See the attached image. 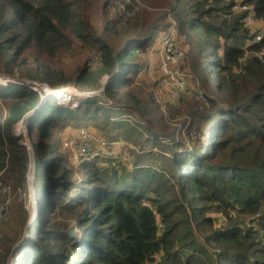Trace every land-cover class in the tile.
I'll use <instances>...</instances> for the list:
<instances>
[{
  "label": "trees",
  "instance_id": "1",
  "mask_svg": "<svg viewBox=\"0 0 264 264\" xmlns=\"http://www.w3.org/2000/svg\"><path fill=\"white\" fill-rule=\"evenodd\" d=\"M168 2L179 33L196 52L191 57L192 67L193 63L198 67L196 86L189 84V89L214 94L203 103L210 113L195 114L172 145H165L152 125V116L161 107L157 102L151 109L153 100L147 102L148 108L127 95L151 125L139 130L123 118L112 123L114 109L101 105L98 95L73 109L59 105L55 96L42 102L24 85H0V99L7 106L6 117L0 115V147L8 141L18 150L9 156L0 149V179L10 173L25 182L34 158V189L43 209L26 238L17 241L25 243L13 253V258L20 256L16 264H264V63L258 57L264 50V29L251 33L247 25L250 16L264 22V0ZM74 18L62 0H0V65L11 68L7 72L11 74L12 65L33 44L56 43L58 50L64 41L71 45L74 39L85 38ZM153 32L132 40L118 53L100 39L92 40L99 43L101 56L93 68L81 71L76 87L84 92L103 88L105 97L112 99L114 90L130 87L133 77L144 70L134 54L151 46ZM260 34L261 42L252 45ZM208 63L218 90L205 68ZM43 74L49 76V70ZM105 76L110 83L101 87ZM35 111L27 122L30 132L40 125L41 137L28 151L10 129ZM102 117L114 131L112 139H135L132 167L112 153L74 168L59 153L58 142L52 141L51 132L69 124L77 131L90 124L102 128ZM145 146L154 150L145 153ZM145 201L155 210L144 207ZM212 210L223 213L228 222L217 226L216 219L208 216ZM56 213H63L68 223L60 224ZM182 213L184 221L175 222ZM192 226L210 250L198 241ZM9 254L0 252V264L8 263Z\"/></svg>",
  "mask_w": 264,
  "mask_h": 264
},
{
  "label": "rangeland",
  "instance_id": "2",
  "mask_svg": "<svg viewBox=\"0 0 264 264\" xmlns=\"http://www.w3.org/2000/svg\"><path fill=\"white\" fill-rule=\"evenodd\" d=\"M32 1L35 3L41 2V0ZM62 2L68 5V8L73 13L75 17L74 23H80L82 25L86 37L83 39H74L71 45L68 44V41H64V46L60 47L58 50H56V43L46 47H38L33 44V46L24 52L20 60L12 65L14 69L11 74L7 73L11 68L6 70L3 64L0 65V77L3 81V83L1 84L0 82V84L2 87L12 84L6 82L8 79H14L19 83L18 85L25 84L26 82H33L42 87L48 84L50 89L53 90V93L62 92V95L55 96V99L57 102L59 101L60 104L62 103L61 101L65 99L66 108H73L74 105H76V102L72 105H68L69 98L72 100L73 96H80L82 97V101H84L89 97L92 98L98 95L101 97V105H105L107 108L113 107L115 118H110L112 123L114 122L113 120L119 121V119L123 118L128 122L127 124L130 125V128L132 125H135L139 130L148 128L151 125H149L147 120L142 116L139 107L127 99V95L131 94L140 102L142 101V104H145L142 105L143 107H148L149 105H147V102L153 100L155 104L150 106L151 109L156 107L158 103H160L161 107L157 108V112L154 114L155 116H152V125L155 126L157 131L161 133V136L164 137L163 142H165V145H172L174 143H171L172 140L176 143L183 136L188 125L187 122L192 121L195 114H198V112L203 114L210 113V110L207 106L205 107L203 103H205L208 97H214L212 90H209L206 95V92L203 90L197 93V88L196 90L193 88V90H186L180 99L168 100L164 95L166 91L164 89H158L157 83H153L155 79L162 76L160 62L164 52L161 55L159 48L165 42L171 43L172 40L174 43L171 44L178 48L183 55L182 68L190 77L188 84L193 85L192 87L196 86L195 70L198 67L194 63L192 67L191 62V57H193L196 52L190 50V41L179 33L177 20H175L174 17L173 6L171 4L169 5L168 0H62ZM179 9L177 11H179ZM249 29L251 33H256L259 29L263 30L264 22L253 21V26L252 28L249 27ZM149 31H154L153 33L156 35L150 47L145 51H137V53L134 54L136 61L138 63H143L144 70L141 74L133 77V82L130 87L127 86L121 90H114L115 96L113 99L105 97V94L102 92L104 91L103 88L98 91L84 92L76 87V79L81 71L86 67L93 68L101 56L99 43L95 45L92 40L96 41L100 39L101 42L106 43L113 52L118 53L123 46L134 39H139V36L144 35L147 37ZM194 42H192V44H194ZM152 55L155 56L150 58ZM247 61L248 60L243 59L245 64ZM200 65L201 64L198 63V66ZM205 68H207L208 75L213 82L212 85L218 90L215 86L216 84L218 85V82L215 81L214 74H212V65L208 63ZM46 69L49 70V76L44 77L43 71ZM151 69H153L151 71L152 78L148 77V71ZM28 72H30V75H28ZM223 77L227 78L228 73H224ZM46 79H48V81ZM100 83L101 87L105 86L107 83H110V78L105 76ZM58 95H60V93ZM80 104L82 103H78L77 106ZM6 109V103L0 99V115L3 118L6 117ZM100 122L103 129L99 128V126L95 127L90 124L88 130L92 132L94 136L110 144L116 143L111 146L103 158H107L114 153L113 156L120 158L123 163L132 167L134 154L131 153V150L134 146L135 139H112L114 131H112V128L108 125V119L102 117ZM19 125L21 129L18 128ZM39 130L40 125L36 124L30 132L28 122L21 121L11 127L10 132L11 135L19 141L20 146L28 151H33L34 144H37L41 137V132H39ZM115 131L119 132L118 129H115ZM77 132L73 124H69L64 130H53L51 132V134L54 135L52 141L58 142L59 153L62 154L74 168L79 167L80 163L76 161L72 151L65 148V143L68 139L77 135ZM2 148L8 151L9 156L18 153V150L15 147H11L8 141L5 142L4 147H0V149ZM144 150L146 153L154 149L150 146H145ZM139 152L142 153V151ZM32 159L31 163H29V171L25 182L18 176L13 177L10 173H8L7 176L3 175V177H5L4 180L0 179V207L6 208L3 220L0 222V252L5 251L9 254L11 250L7 264L17 263L16 260L20 256L17 254L13 258L14 249L20 244V242L17 243V241L21 240L23 236L26 238L25 233L29 226L36 218L40 220V214L43 215V209L40 207V203L37 199L38 194L34 189L36 164L34 158ZM167 177L174 180L171 174L167 175ZM172 182L173 181H171V183ZM170 191H173V185H171ZM45 203L46 200L43 201V204ZM147 204L151 205L149 201H145L143 206L145 207ZM153 209L155 210V208ZM55 216L61 220L60 224H63V222L68 223V218L63 213L59 215L56 213ZM156 216L160 221V215L158 214ZM208 216L216 219L217 226L228 222L225 215L216 210L210 211ZM184 219L185 215L183 214L173 220L175 222H182ZM160 224L162 223L160 222ZM61 227L63 230L68 229V226L62 225ZM183 228L185 229V227L180 226V230H184ZM192 229L198 241L209 249L203 239L204 236L199 234L195 227L192 226ZM23 243L25 242L21 244ZM157 258H159V256H157ZM203 258L204 260L206 259L205 257ZM206 264H210V262L206 261Z\"/></svg>",
  "mask_w": 264,
  "mask_h": 264
},
{
  "label": "built area",
  "instance_id": "3",
  "mask_svg": "<svg viewBox=\"0 0 264 264\" xmlns=\"http://www.w3.org/2000/svg\"><path fill=\"white\" fill-rule=\"evenodd\" d=\"M235 9H238V7H235ZM239 9L242 10H248V7H239ZM247 25L248 27L252 28L253 26V19L252 16L248 17L247 19ZM256 41H252V45L256 42H261L263 39V35H257L255 37ZM171 43L174 42L171 40ZM169 42H165L161 47L159 48V52H164V55L161 56V71L162 76L160 78H157L153 81V83H157L158 89H164L166 93H164L165 97L168 100H177L182 98V95L186 92V90H189V76L188 74L183 70L182 62H183V55L181 51L173 46ZM155 55H152L150 58H153ZM259 60L263 63L264 62V50L258 53ZM153 69L148 71V76L152 78L151 71ZM150 74V75H149ZM6 82L10 83H17L14 79H8ZM19 84V83H17ZM26 87H28L30 90H32L35 93H38L42 99V101L47 100L51 97H53L55 94L53 93V90L50 89V86L48 84L43 85L40 87L39 84L33 83V82H26L25 84H21ZM9 85H4V87ZM57 96V95H55ZM71 101V105L76 102V105L82 101V97L73 96ZM60 104V102H59ZM66 106V105H64ZM116 143H108L107 141L94 136L92 132H90L88 129L83 128L80 129L77 132V135L71 137L67 140L65 143V148L70 149L72 153L75 155V159L77 162L80 163V165L84 163H88L90 161H94L96 159H102L105 157L106 153L109 151L112 145ZM150 209L152 208V205L147 204V206ZM6 208L0 207V222L3 220V217L5 215ZM160 230L162 229V225H159Z\"/></svg>",
  "mask_w": 264,
  "mask_h": 264
},
{
  "label": "water",
  "instance_id": "4",
  "mask_svg": "<svg viewBox=\"0 0 264 264\" xmlns=\"http://www.w3.org/2000/svg\"><path fill=\"white\" fill-rule=\"evenodd\" d=\"M0 78H1V77H0ZM0 85H1V84H0ZM6 87H8V86H6ZM54 96H55V95H54ZM44 101H45V100H44ZM44 101H42V102H44ZM39 109H40V107H38L37 111H38ZM37 111H35V112L29 114L28 116H26V118H25L23 121L26 122V121L28 120V118H30V116H32L33 114H35ZM20 245H22V244H21V243L18 244V245L16 246V248L19 247ZM16 248H15V249H16ZM15 249H14V250H15ZM14 250H13V251H14Z\"/></svg>",
  "mask_w": 264,
  "mask_h": 264
},
{
  "label": "bare ground",
  "instance_id": "5",
  "mask_svg": "<svg viewBox=\"0 0 264 264\" xmlns=\"http://www.w3.org/2000/svg\"><path fill=\"white\" fill-rule=\"evenodd\" d=\"M0 82H1V84L3 83V81H2L1 78H0ZM59 93H60V95H58ZM54 94L57 95V96H61V95H62V92H55ZM63 97H64V96H63ZM71 101H72V100H71ZM71 101H70V103H71ZM61 102L63 103V102H66V101L64 100V101H61ZM62 103H61L60 105H61V106H62V105L64 106V104H62ZM70 103H69V104H70ZM69 104H68V105H69ZM65 105H66V104H65ZM20 127H21V126L19 125L18 128H20ZM22 127H23V126H22ZM20 129H21V128H20Z\"/></svg>",
  "mask_w": 264,
  "mask_h": 264
},
{
  "label": "crops",
  "instance_id": "6",
  "mask_svg": "<svg viewBox=\"0 0 264 264\" xmlns=\"http://www.w3.org/2000/svg\"><path fill=\"white\" fill-rule=\"evenodd\" d=\"M145 74H146V73H145ZM148 77H149V76H148ZM148 77H147V78H148Z\"/></svg>",
  "mask_w": 264,
  "mask_h": 264
}]
</instances>
